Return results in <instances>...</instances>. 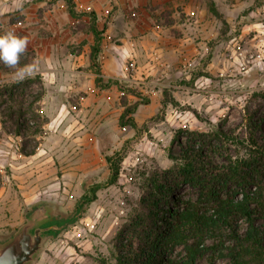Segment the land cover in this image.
Instances as JSON below:
<instances>
[{"label": "rangeland", "instance_id": "374dc122", "mask_svg": "<svg viewBox=\"0 0 264 264\" xmlns=\"http://www.w3.org/2000/svg\"><path fill=\"white\" fill-rule=\"evenodd\" d=\"M211 1L216 3L223 19L209 12ZM180 2L174 9L177 12V31L172 29L170 34L176 39L175 49H165L163 54H157L155 74L137 88L144 97L150 99L151 95L154 96L151 104L144 108L146 112L142 113L145 123L138 129H118L116 117L111 118L108 129L113 132V128H117L118 132L105 136L100 151L105 164L96 170L97 176H80L72 182L64 178L70 185V196L66 201L52 196L38 198L37 190L28 203V198L21 195L12 180L14 172L9 166L11 158L8 159L7 152L14 148L17 141L21 152L23 139L16 140L14 135L11 139L7 138L9 133L14 134L17 119L14 114V120L11 119L10 115V107L13 106L14 111L17 109V104L10 102L11 94L17 100L24 91L26 105H29L36 97L42 98L44 88L36 74L23 80L33 81L28 87L17 88V83L23 81L14 77L15 69L0 62V100L3 99L0 102V192L6 186H11L13 190V193L0 196V223L8 219L24 223L39 206L49 211L51 223L71 218L78 201L88 189L107 182L109 167L104 158L116 153L124 156L119 183L100 190L97 200L87 206L75 224L67 225L57 236L45 235L44 248L34 264H101L103 261L115 264L124 226L138 211L151 176L175 164L170 157L180 154L181 144L201 146L204 139L193 134L207 135V153L220 166L227 165L230 159L233 162L243 161L251 154L256 155L248 149L252 139L251 118L262 121L261 134L255 131L254 135L264 143V98L259 96L264 93V0ZM186 8L189 14H186ZM11 20L18 22L16 16ZM11 29L0 28V35ZM33 56V52L27 50L24 56L27 60L21 58L20 66H24L22 63L26 61V64H31ZM128 90L126 88V95L130 92ZM166 100L171 103L164 107ZM45 107V103L37 102L26 114V119L34 125L26 132L27 150L34 151V155L28 157L30 165L53 157L46 164L53 175L39 189L41 191L63 179L66 159L70 162L72 158L80 157L78 150L60 153L58 150L64 146L67 148L68 144L58 137L49 141L53 133L50 132L52 127L47 126L51 113H46ZM142 117L139 118L142 120ZM216 131L222 132L220 141L212 136ZM38 146L41 150L37 149ZM51 153H55L56 158ZM252 174L256 179L252 190L257 192L259 187L264 186V176ZM228 190L240 193L239 197L244 193L235 184H229ZM179 194L185 199L198 197L197 190L190 186L182 188ZM2 229L5 228L0 226V242L6 241L15 232ZM171 257L182 260V247L177 248ZM198 264H210L209 257L200 259ZM214 264L229 262L217 258Z\"/></svg>", "mask_w": 264, "mask_h": 264}, {"label": "crops", "instance_id": "0c3cea01", "mask_svg": "<svg viewBox=\"0 0 264 264\" xmlns=\"http://www.w3.org/2000/svg\"><path fill=\"white\" fill-rule=\"evenodd\" d=\"M71 1L77 13H93L98 29L103 31L98 67L93 66L91 59L95 39L90 30V15L73 17L67 0H3L0 6V28L15 29L30 40L28 50L34 54L32 63H36L34 74L40 77L44 88L39 102L45 103L46 113H51L47 126L52 127L53 133L49 141L58 137L68 144L67 148H56L60 153L79 152V158L64 161L67 163L62 177L70 182L80 176H97L96 170L105 164L100 153L105 136L118 132L125 109L123 93L117 85L104 90L98 88L96 70L104 83L119 81L130 90L126 96L129 104L137 102L136 95L140 93L137 88L156 72L157 54L175 49L176 39L170 34L172 29L177 31L174 9L182 0ZM185 12L189 14L187 8ZM13 16L18 22L11 20ZM153 98L151 95L150 104ZM149 105L140 106L133 115L138 128L145 123L142 113ZM115 117L118 129L113 128L112 132L108 123ZM12 135L16 140L21 138L15 133H9L7 138L11 139ZM19 145L17 141L8 150V159L11 158L8 161L14 172L12 180L30 203L35 192L50 181L53 172L46 164L53 157L30 165V159L20 152ZM51 154L56 158L55 153ZM3 193H13L11 186L4 187L0 196ZM22 224L21 220L8 219L0 226L5 228L2 231H16Z\"/></svg>", "mask_w": 264, "mask_h": 264}, {"label": "trees", "instance_id": "16d2710c", "mask_svg": "<svg viewBox=\"0 0 264 264\" xmlns=\"http://www.w3.org/2000/svg\"><path fill=\"white\" fill-rule=\"evenodd\" d=\"M67 3L73 17L90 15V30L95 39L91 59L93 66L98 67L97 58L103 31L98 29L93 13H77L73 2L67 0ZM209 12L214 17L223 19L214 1L209 4ZM16 35L25 36L22 33ZM96 72L98 88L104 90L117 85L123 93L122 103L125 109L119 120L120 127L138 129L133 115L140 106L149 105L150 99L137 93L138 101L129 104L126 100V88L121 82L104 83L99 71ZM32 83V80H26L16 86L25 88ZM165 94L167 97L168 94L164 92V96ZM24 95L23 91L20 99L15 100V95L11 94L10 102L16 103L17 109L14 111L12 106L9 110H12L11 119L14 118L13 114L17 118L14 133L23 139L21 153L29 157L34 155V151L27 150L26 132L34 125L26 119V114L41 98L36 97L26 105ZM259 96L264 98V93ZM170 103L166 100L163 106ZM261 122L250 119L252 139L247 148L256 155L251 154L243 161L233 162L230 159L227 165L215 164L205 148V134H193L204 139L199 147L195 144H181L180 154L170 157L175 164L170 169L157 171L151 176L138 211L124 226L115 264H198L204 257H209L210 264H214L217 258L226 259L229 264H264V186L259 187L257 192L252 190L256 181L252 173L264 176V143L254 135L255 131L261 134ZM221 134V131H216L212 136L220 141ZM105 159L109 167L107 182L91 186L78 201L71 218L54 221L45 227L75 224L83 216L87 206L97 200L100 190L119 183L124 156L116 153ZM229 184L242 188V197H239L240 193L228 190ZM186 186L197 190V199H185L179 194ZM61 231H49L46 235L57 236ZM179 247H182L184 257L182 260L173 259L171 255ZM101 264L108 263L103 261Z\"/></svg>", "mask_w": 264, "mask_h": 264}, {"label": "water", "instance_id": "95a60500", "mask_svg": "<svg viewBox=\"0 0 264 264\" xmlns=\"http://www.w3.org/2000/svg\"><path fill=\"white\" fill-rule=\"evenodd\" d=\"M49 223V211L37 207L11 237L0 242V264H34L44 248L45 235L49 231L64 229L58 225L45 227Z\"/></svg>", "mask_w": 264, "mask_h": 264}, {"label": "clouds", "instance_id": "9594fccd", "mask_svg": "<svg viewBox=\"0 0 264 264\" xmlns=\"http://www.w3.org/2000/svg\"><path fill=\"white\" fill-rule=\"evenodd\" d=\"M30 40L27 36H18L12 31L0 35V62L10 69H15L14 77L23 81L33 76L36 63L20 66V61L27 53Z\"/></svg>", "mask_w": 264, "mask_h": 264}, {"label": "built area", "instance_id": "2783aa9c", "mask_svg": "<svg viewBox=\"0 0 264 264\" xmlns=\"http://www.w3.org/2000/svg\"><path fill=\"white\" fill-rule=\"evenodd\" d=\"M3 0H0V6ZM12 32H15V29H11ZM38 150H41V147L38 146ZM54 197L56 200L66 201L70 196V185L65 181V179H58L55 184L49 186L47 189L37 193L38 198L42 197Z\"/></svg>", "mask_w": 264, "mask_h": 264}]
</instances>
